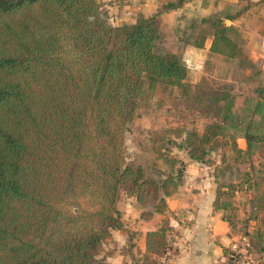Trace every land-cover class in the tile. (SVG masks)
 Here are the masks:
<instances>
[{
  "label": "trees",
  "instance_id": "obj_1",
  "mask_svg": "<svg viewBox=\"0 0 264 264\" xmlns=\"http://www.w3.org/2000/svg\"><path fill=\"white\" fill-rule=\"evenodd\" d=\"M189 1L159 0L156 13L115 24L102 0H0V264H97L112 229L124 226L123 193L136 197L143 218L167 208L186 167L175 148L212 164L218 154L217 177L229 159L249 163L241 180L219 182L214 209L230 211L225 216L232 221L238 191H248L253 211L262 214L258 240H251L263 256L264 171H255L252 161L254 154L264 157V130L251 118L241 126L245 113L233 108L230 91L211 94L224 101L221 120L206 122L202 131L151 129L141 151H128L126 133L148 92L163 84L203 100L182 52L158 48L162 13ZM263 3L239 0L235 11L193 18L183 40L203 47L212 37L213 52L253 67L239 27L226 19ZM260 74L258 113L264 69L251 74ZM238 130L245 131L247 148L238 144ZM173 232L169 218L150 230L134 264H164ZM129 243L133 248L132 238Z\"/></svg>",
  "mask_w": 264,
  "mask_h": 264
},
{
  "label": "crops",
  "instance_id": "obj_2",
  "mask_svg": "<svg viewBox=\"0 0 264 264\" xmlns=\"http://www.w3.org/2000/svg\"><path fill=\"white\" fill-rule=\"evenodd\" d=\"M102 2L109 18L115 24L134 21L140 12L146 15L154 14L159 7V0H102ZM227 4L233 5L231 11H235L239 6V0H190L183 7L162 13L161 30L166 23L173 26V29L175 26L177 27L187 9L190 10L188 18L191 20L223 10ZM243 19L245 16L238 20L227 18L226 22L234 23L239 27ZM257 33L260 36L257 40L259 43H256L254 47L243 45L254 65L264 69V60H259V56L264 55V27L258 28ZM179 38L183 43L180 52L189 65L188 80L193 84L194 89L200 87L202 80H205L207 75L212 76L207 69L215 65V60L223 59L224 63L228 60H237L213 52L211 50L212 37L208 38L203 47L185 43L182 37ZM260 62L262 63L259 64ZM208 66L209 68H207ZM216 66L220 67L218 69L220 73L217 74H226L225 65L224 72L221 63H216ZM242 69L246 70L245 74L251 76L250 67ZM197 111L203 119L200 124L192 121L191 123H176L174 120V122L166 123L163 127L154 126L152 129L169 126H184L186 128L196 126L202 131L206 122L222 119L221 112L211 114ZM237 141L242 148H247L248 142L244 130H238ZM174 152L183 159L186 167L179 189L167 197V208L163 212H155L150 218H143L141 209L135 204V196L123 193L119 199L118 208L121 210L124 226L112 229V236L105 244L106 250L99 254V257H103L109 264H134L135 257L138 258L146 250L148 232L158 228L165 218H169L174 232L170 242L171 253L160 258L164 264H231L227 249L239 233L245 231L252 239L258 240L257 231L263 224L262 214L256 215L253 211L250 201L251 194L248 191L245 189L238 191L236 197L238 208L232 214V221L225 216L230 211L214 209L219 182L239 181L244 171L237 173L231 171L229 164L235 162L229 159L226 164L218 167L217 177L215 175L216 163H221L218 154H213L216 162L212 164L192 158L186 149L175 148ZM255 156L258 160V162L254 160L255 164L264 162V157ZM241 163L244 162H236V165ZM260 168L262 167L258 165L254 170L258 171ZM242 169L246 170L247 167L244 165ZM131 238L135 243L133 248L129 243ZM107 251L109 253L112 251V253L109 254Z\"/></svg>",
  "mask_w": 264,
  "mask_h": 264
},
{
  "label": "rangeland",
  "instance_id": "obj_3",
  "mask_svg": "<svg viewBox=\"0 0 264 264\" xmlns=\"http://www.w3.org/2000/svg\"><path fill=\"white\" fill-rule=\"evenodd\" d=\"M190 7V6H188ZM235 7V6H234ZM264 3L259 7L255 8L250 12L245 19L242 20L239 28V32L236 33L242 44L248 46H253L259 40L260 37L257 33V29L264 27ZM233 5L227 4L223 10L216 11L215 13H224L231 11ZM190 10L187 9L183 18L178 22V26L173 29L170 24L166 23L161 30V38L158 42L159 50H182V41L180 38L186 36V31H189L188 25L190 19L188 18ZM187 13V14H186ZM188 53V52H187ZM184 57V56H183ZM237 59V58H236ZM264 55L259 56V60L263 61ZM215 65L212 68L207 69L211 72L212 76L205 75V80H202L200 87L198 88L199 93L203 97L202 99H197L194 96L182 97L176 87L160 85L154 92H148L143 98V103L139 109L138 115L130 123L129 129L126 133V141L128 146V151L130 155L136 154L138 151L142 150L144 142H147L149 136V130L154 126L163 127L168 124V122L176 123H199L201 122L202 115L197 111L203 113H218L219 105H222L224 101L217 102L214 98H211L212 93H218L224 90L230 91L234 94V109L244 112V119L242 120V125L245 126L246 123L251 118L254 127L257 131L263 132V117L264 110L262 112H254V106L256 102V92L254 90L257 76L263 77V74L251 77L245 74L246 70L242 69L237 60H228L224 63L223 59L215 60ZM216 63H221L223 72L226 66V74H217L219 66ZM260 62L259 64H261ZM225 66H224V65ZM257 65L250 67L251 74L259 69ZM199 114V115H197ZM257 155V154H255ZM253 155L252 167L256 168L258 165L264 170V162L255 164L254 160L258 162L256 156ZM247 167L249 163L244 162L240 165H236V162L229 164L231 171L234 173L243 172L244 165ZM100 262L97 264H104L105 260L103 257H99Z\"/></svg>",
  "mask_w": 264,
  "mask_h": 264
},
{
  "label": "built area",
  "instance_id": "obj_4",
  "mask_svg": "<svg viewBox=\"0 0 264 264\" xmlns=\"http://www.w3.org/2000/svg\"><path fill=\"white\" fill-rule=\"evenodd\" d=\"M228 250L229 252L227 254L231 264H264V254L263 256H259L255 252L251 237L245 231L239 233L231 241ZM170 253L171 244L164 256Z\"/></svg>",
  "mask_w": 264,
  "mask_h": 264
}]
</instances>
